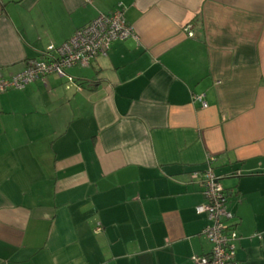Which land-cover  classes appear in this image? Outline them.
Segmentation results:
<instances>
[{"label":"crops","instance_id":"obj_1","mask_svg":"<svg viewBox=\"0 0 264 264\" xmlns=\"http://www.w3.org/2000/svg\"><path fill=\"white\" fill-rule=\"evenodd\" d=\"M119 6L137 41L0 94V264H192L207 156L264 264V0H0V79Z\"/></svg>","mask_w":264,"mask_h":264},{"label":"built area","instance_id":"obj_2","mask_svg":"<svg viewBox=\"0 0 264 264\" xmlns=\"http://www.w3.org/2000/svg\"><path fill=\"white\" fill-rule=\"evenodd\" d=\"M90 2V0H85ZM189 26L184 28L188 37H192ZM138 40L133 28L127 24L124 8L119 6L108 14H99L95 19L76 30L74 34L59 46L49 44L45 55L22 72L8 79H0V94L7 90H23L27 85L43 80L48 75L65 77L72 67H88L98 57H104L110 45L116 41ZM193 101L206 107L202 96H193ZM213 156H207L206 169L194 172L191 178L199 183L205 204L195 208L198 215H204L207 224L202 229V236L209 244V253L195 256L192 264H238L235 256L237 234L231 224L233 214L227 208V196L215 175ZM101 231L97 225L95 233Z\"/></svg>","mask_w":264,"mask_h":264},{"label":"rangeland","instance_id":"obj_3","mask_svg":"<svg viewBox=\"0 0 264 264\" xmlns=\"http://www.w3.org/2000/svg\"><path fill=\"white\" fill-rule=\"evenodd\" d=\"M11 90H13V91H18V90H16V89H15V90H14V89H11ZM3 93H5V92H3ZM3 93H2V94H3ZM203 238H204V237H203ZM204 241H205V243H207V245L209 246V244H208V242L206 241L205 238H204Z\"/></svg>","mask_w":264,"mask_h":264}]
</instances>
